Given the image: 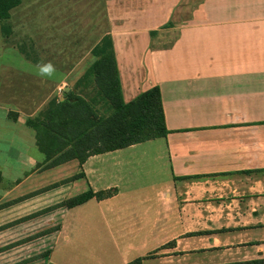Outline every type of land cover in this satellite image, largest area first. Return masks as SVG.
<instances>
[{"label": "crops", "instance_id": "0c3cea01", "mask_svg": "<svg viewBox=\"0 0 264 264\" xmlns=\"http://www.w3.org/2000/svg\"><path fill=\"white\" fill-rule=\"evenodd\" d=\"M103 2L125 102L159 87L170 131L167 138L123 150L163 140L161 151L169 156L174 183L157 196L159 207L139 208L148 200L143 186L126 192L111 183L97 187L102 176L94 180L87 169L95 157L122 150L90 157L83 165V180L107 197L56 210L59 218L88 209L85 218L69 220L76 229L64 238L66 247L71 238L77 251L90 245L84 262L91 263L77 264H128L136 257L145 258L143 264H182L198 252L215 255L209 264L264 258V0ZM23 61L12 55L0 58V141L9 144L7 151L16 158L27 146L37 147L35 134L29 136L26 126L31 116L24 111L34 103L22 97L28 94L29 79ZM93 61L81 60L77 66L69 58L66 62L74 66L61 76L64 82L59 80L54 92L71 90L67 83ZM28 62L35 65L33 92L41 96L37 114L44 108L47 89L43 63ZM12 112L18 114L17 121L10 118ZM122 196L129 200L122 202ZM173 216L182 225L175 236ZM191 223L200 235L188 237L194 232ZM59 225L55 242L64 230ZM52 248L45 264L51 263Z\"/></svg>", "mask_w": 264, "mask_h": 264}, {"label": "rangeland", "instance_id": "374dc122", "mask_svg": "<svg viewBox=\"0 0 264 264\" xmlns=\"http://www.w3.org/2000/svg\"><path fill=\"white\" fill-rule=\"evenodd\" d=\"M12 16V23L0 22V58L12 55L26 63L23 67L26 72L28 70L29 79L25 82L28 94L22 97L34 103L24 111L26 115L33 117L36 115V102L41 96L33 92L35 88L32 87V73L35 65L28 61L40 59L43 66L51 64L54 67L51 75L44 74L45 89L47 88L44 107L52 98L64 97L63 89L56 92L54 89L68 67L74 66L73 62L66 61L69 58L76 60L75 65L78 66L82 64L81 60L93 58L95 46L108 33L104 2L103 0H23L22 5L12 11ZM5 24L11 25L9 35L2 30ZM80 72L78 79L67 83V86L72 88L69 92L74 90L77 94L82 90V88L76 89V83L85 74L84 68L80 69ZM61 82L64 80L62 79ZM91 89L92 87L87 89L83 95ZM2 120L4 116L0 112V127L4 123L1 122ZM28 130L29 136H32L34 132ZM164 146V141L159 140L144 144L135 150H122L117 154L98 156L87 164V169L93 173L91 177L94 180L102 176V181L97 182V187L111 183L117 185L121 191H125L143 186L142 189L146 192L148 200H144L143 206L139 208L159 207L157 196H162L161 192L174 183L171 178L169 156L163 150L166 156L162 157L161 149ZM9 147L8 143L0 141V264H19L32 260L44 255L52 246L50 264H69V259L74 264L91 263L88 260L84 262L91 252L89 244H86L83 251H77L75 240L73 244L71 238L69 247H66L64 241V238L71 237L73 230L76 229L69 220L73 218L76 222V218H85L84 211L88 212L86 207L62 215L59 217L60 222L58 215L55 214L56 211L41 214L44 210L58 205L60 199L65 200L88 190V182L83 179L69 186L49 190L52 186L77 176L81 171L79 163L72 162L48 171H38L37 166L44 162V155L37 147L27 146L26 152L20 158L7 151ZM174 188L175 186L171 191L173 201ZM43 191L45 192L41 193ZM121 198L124 203L129 200V197ZM173 207L175 209L176 202ZM26 218L30 219L25 220ZM59 224L63 225L64 230L58 242H55L56 232L42 236L48 230L60 227ZM172 228L174 236L182 232V225L174 216ZM189 230L194 232L188 237H193L192 234L197 233L196 224L191 223ZM139 258L141 257H136L134 260ZM215 260L214 254L198 252L189 254L182 264H209ZM44 261L40 259L30 264H45ZM147 264H160V262L149 261Z\"/></svg>", "mask_w": 264, "mask_h": 264}, {"label": "trees", "instance_id": "16d2710c", "mask_svg": "<svg viewBox=\"0 0 264 264\" xmlns=\"http://www.w3.org/2000/svg\"><path fill=\"white\" fill-rule=\"evenodd\" d=\"M22 3L23 0H0V22H10L12 11ZM2 30L9 35L11 25L5 24ZM92 55L93 63L76 83V89L82 88L80 93L76 94L74 90L64 92V101L60 97H54L46 107L26 120V126L35 134L38 150L44 155V162L37 166L38 171H48L72 162H78L80 165L81 171L77 176L62 181L49 190L84 179L83 165L90 157L167 138L170 134L166 126L159 87H153L131 102H125L110 34L95 46ZM91 87L92 89L83 95V92ZM17 116L18 114L13 112L10 114L14 121H17ZM106 197V192H94L89 188L44 210L41 214H48L60 208L74 209L94 198L102 200ZM28 219L30 218L25 220ZM59 230L60 227L53 228L42 236ZM200 234L195 233L192 236ZM50 253L47 251L40 257L19 264L47 259ZM144 260L145 258H139L128 264H143ZM226 264H264V258Z\"/></svg>", "mask_w": 264, "mask_h": 264}, {"label": "clouds", "instance_id": "9594fccd", "mask_svg": "<svg viewBox=\"0 0 264 264\" xmlns=\"http://www.w3.org/2000/svg\"><path fill=\"white\" fill-rule=\"evenodd\" d=\"M54 71V67L51 64H47L41 68V74L51 75Z\"/></svg>", "mask_w": 264, "mask_h": 264}, {"label": "water", "instance_id": "95a60500", "mask_svg": "<svg viewBox=\"0 0 264 264\" xmlns=\"http://www.w3.org/2000/svg\"><path fill=\"white\" fill-rule=\"evenodd\" d=\"M69 90H70V88L69 87H67V88H65V92H69ZM64 97L61 99L62 101H64Z\"/></svg>", "mask_w": 264, "mask_h": 264}]
</instances>
